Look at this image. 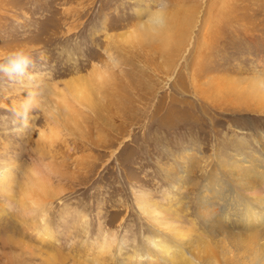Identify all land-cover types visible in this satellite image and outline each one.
<instances>
[{
	"label": "rangeland",
	"instance_id": "374dc122",
	"mask_svg": "<svg viewBox=\"0 0 264 264\" xmlns=\"http://www.w3.org/2000/svg\"><path fill=\"white\" fill-rule=\"evenodd\" d=\"M21 48L28 74H0V264H135L186 228L214 248L200 192L224 175L246 197L227 162L264 153V0H0V60ZM178 182L176 216L153 203Z\"/></svg>",
	"mask_w": 264,
	"mask_h": 264
},
{
	"label": "bare ground",
	"instance_id": "6f19581e",
	"mask_svg": "<svg viewBox=\"0 0 264 264\" xmlns=\"http://www.w3.org/2000/svg\"><path fill=\"white\" fill-rule=\"evenodd\" d=\"M148 13V27H161L164 21L163 12L157 10ZM258 81L264 84V76H259ZM227 164L229 173L234 176V183L243 188L248 195L246 197L236 195L233 186L224 180V175L207 179L199 194V203L200 210L205 213L204 222L216 236V239L210 238V241L214 242H212L214 248L208 249L209 245L206 244L204 246L190 244L186 237L188 234L186 228L177 235V238L172 235L176 238L174 244L167 240L168 235L166 240L158 238L151 242L162 249L161 257L157 258L149 251L150 258L145 261L146 252L136 250V254L128 258L129 261L135 264H154L157 259L164 263L172 259L177 264H194V260L210 257L222 264H264V193L259 194L255 191L256 188L264 186V153L252 152V155H249L241 150ZM2 173L7 175L6 172ZM175 183L172 187L176 191L164 195L167 201L165 204L160 205L157 202L153 204L162 212L169 210L177 216L176 192L180 186L179 182ZM180 185L183 188L181 182ZM217 202H221L222 205L218 207ZM176 216L173 220L179 219Z\"/></svg>",
	"mask_w": 264,
	"mask_h": 264
},
{
	"label": "clouds",
	"instance_id": "9594fccd",
	"mask_svg": "<svg viewBox=\"0 0 264 264\" xmlns=\"http://www.w3.org/2000/svg\"><path fill=\"white\" fill-rule=\"evenodd\" d=\"M32 66V59L24 49L13 50L0 60V74L15 79L28 74V69Z\"/></svg>",
	"mask_w": 264,
	"mask_h": 264
}]
</instances>
